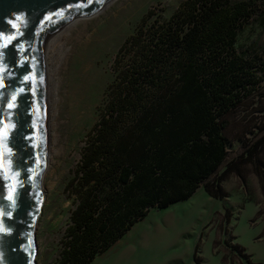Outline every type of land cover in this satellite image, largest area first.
Here are the masks:
<instances>
[{"label":"trees","instance_id":"16d2710c","mask_svg":"<svg viewBox=\"0 0 264 264\" xmlns=\"http://www.w3.org/2000/svg\"><path fill=\"white\" fill-rule=\"evenodd\" d=\"M261 13L264 0H182L168 17L144 14L115 55L98 120L65 187L75 207L54 264H93L152 208L187 200L202 184L214 198L228 196L222 182L241 175L264 145L262 135L228 160V118L263 95L264 46L238 47Z\"/></svg>","mask_w":264,"mask_h":264},{"label":"rangeland","instance_id":"374dc122","mask_svg":"<svg viewBox=\"0 0 264 264\" xmlns=\"http://www.w3.org/2000/svg\"><path fill=\"white\" fill-rule=\"evenodd\" d=\"M181 1L111 0L94 15L77 17L60 29L67 28L65 53L59 50L50 60L54 66L50 154L43 181L46 201L36 233L38 264H54L59 257L60 240L75 207L74 197L65 187L81 157L85 135L98 120V106L113 79L111 67L119 47L149 9L168 17ZM85 42L86 46H80ZM256 46H264V13L256 14L238 37L241 52ZM74 75L84 77L85 83L79 84L83 94L71 91L74 80L82 79ZM262 91L263 95L247 102L245 113L228 118V160L246 154L247 148L264 135V88ZM242 170L241 175L232 173L222 182L228 191L224 199L210 196L202 184L191 198L168 208L152 209L149 221L161 223L166 214L174 218L156 243V264H225L223 257L227 264H264V145L253 161L242 164ZM236 243L245 247L246 255ZM197 247L200 263L195 261Z\"/></svg>","mask_w":264,"mask_h":264},{"label":"water","instance_id":"95a60500","mask_svg":"<svg viewBox=\"0 0 264 264\" xmlns=\"http://www.w3.org/2000/svg\"><path fill=\"white\" fill-rule=\"evenodd\" d=\"M110 1L0 0V264H38L50 148L47 41Z\"/></svg>","mask_w":264,"mask_h":264},{"label":"crops","instance_id":"0c3cea01","mask_svg":"<svg viewBox=\"0 0 264 264\" xmlns=\"http://www.w3.org/2000/svg\"><path fill=\"white\" fill-rule=\"evenodd\" d=\"M152 209L111 248L99 254L93 264H156V243L167 233L174 218L166 214L159 220L161 223L149 221Z\"/></svg>","mask_w":264,"mask_h":264},{"label":"bare ground","instance_id":"6f19581e","mask_svg":"<svg viewBox=\"0 0 264 264\" xmlns=\"http://www.w3.org/2000/svg\"><path fill=\"white\" fill-rule=\"evenodd\" d=\"M65 31H67V28H65L63 30H59V31H57L51 35V37L47 41L45 54H44V68H45V79H46V96H47L49 125H50V117H51V111H52V85H51V82L53 79V72H54V66L50 62V60H52L51 54L56 57L57 51H59V50H60L61 54L65 53V41H64V37H63ZM87 43L85 42L80 46H83V45L86 46ZM64 70H65V68H64ZM64 70H62V74L64 73ZM67 77H68V69H66V81H67ZM75 77L78 79H81L82 75H81V78H79L77 76H75ZM83 80H84V77L81 80H74L73 86H70L71 91H74V93H76L78 95L82 91V94H83V90L81 88H79V84L85 83V81H83ZM67 83H68V81H67ZM73 87H74V90H73ZM49 142H50V128H49ZM49 154H50V150H49ZM48 162H49V158H48ZM47 166H48V164H47ZM43 181H44V174H43L42 184H43L44 191H45V184Z\"/></svg>","mask_w":264,"mask_h":264},{"label":"snow or ice","instance_id":"6c2138e0","mask_svg":"<svg viewBox=\"0 0 264 264\" xmlns=\"http://www.w3.org/2000/svg\"><path fill=\"white\" fill-rule=\"evenodd\" d=\"M7 39L11 40V39H14V37H8ZM12 105H10L11 107ZM11 199V197H9Z\"/></svg>","mask_w":264,"mask_h":264}]
</instances>
